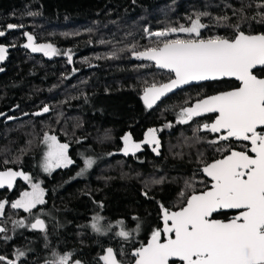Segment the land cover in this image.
Returning <instances> with one entry per match:
<instances>
[{
    "label": "trees",
    "instance_id": "obj_1",
    "mask_svg": "<svg viewBox=\"0 0 264 264\" xmlns=\"http://www.w3.org/2000/svg\"><path fill=\"white\" fill-rule=\"evenodd\" d=\"M258 4L264 0H0V30L6 33L0 46L7 48L0 62V170L34 177L46 201L32 210L45 213L40 217L44 231L14 229L12 221L25 220L28 213L11 209L10 203L28 186L21 180L0 191V201L6 202L0 227L8 230L0 236L11 237L0 239V254L16 260L15 251H24L16 264H50L53 253H71L69 264H100L102 250L111 247L118 261L129 263L131 252L160 227L161 205L178 210L193 190H200L201 161L212 159V148L194 135L197 125L177 123L189 91L174 102L170 96L150 110L143 107L144 88L166 82L169 73L131 62L129 50L136 45L142 51L151 43L145 28L188 25L189 17L201 13L207 14L201 16L207 25L204 38H231L233 28L223 24L240 23L245 33L258 32L264 25ZM241 15L248 19L241 21ZM224 16L229 19L218 24ZM10 24L21 27L9 29ZM24 31L58 54L26 53L20 47ZM45 106L48 113L33 115ZM149 129L156 130L159 154L148 144L135 155L119 153L125 134L139 143ZM45 131L70 144L74 161L51 174L39 167ZM86 158L95 162L78 178ZM5 159L15 162L4 165ZM94 215L101 217L104 234L91 228ZM29 221L34 220L29 217L25 224ZM118 221L130 233L128 240L116 235Z\"/></svg>",
    "mask_w": 264,
    "mask_h": 264
},
{
    "label": "snow or ice",
    "instance_id": "obj_2",
    "mask_svg": "<svg viewBox=\"0 0 264 264\" xmlns=\"http://www.w3.org/2000/svg\"><path fill=\"white\" fill-rule=\"evenodd\" d=\"M264 8V4H258ZM188 18V25L179 24L162 30L151 31L145 28V34L151 43L138 51L133 45L129 50L133 57L151 62L156 69L169 74L166 82H154L144 88L142 99L151 108L161 97L175 89L192 82L217 81L233 78L238 86L232 90L210 96H201L194 104L182 107L177 114V123L187 124L194 117L215 114L210 122L194 130V135L204 131L214 134L210 144L217 145L221 158L204 163L200 171L207 177L201 181L204 190L186 197L179 210H171L161 205L163 227L151 232L146 244H141L131 252L134 264H264V78H258L255 70L264 72V33L246 34L240 23L223 24L227 16L217 18L218 24L232 27L231 38L219 35L204 38L202 29L207 25L201 22V16ZM259 22L264 23V12H258ZM248 18L241 15V21ZM21 27L8 25L9 29ZM0 30V37L5 36ZM183 34L184 38H180ZM27 43L23 44L32 52H43L45 56L57 55L51 44L36 45L33 35L24 33ZM155 38L152 40L151 38ZM7 54V48L0 46V61ZM71 62V55L68 56ZM2 71V69H0ZM50 111L48 106L39 116ZM13 119V117H8ZM155 129H149L143 143L155 145L153 151L159 154L160 141ZM196 139H203L196 135ZM123 155H135L141 150L140 143H133L132 137L125 134L122 138ZM77 143L80 141L77 140ZM41 143L44 146L39 167L44 173L51 174L56 169L65 168L74 163L70 159L69 143H62L56 134L43 133ZM111 155V153H110ZM15 161L5 159L4 165ZM94 159H83V168L77 175H83L94 164ZM24 181L30 190L20 192L19 198L10 203L13 210L22 209L34 222L25 220L12 221L16 227H29L31 230L44 231L45 221L40 217L45 213H33L38 205H44L45 190L40 182L24 171L11 168L0 170V189L12 190L17 179ZM192 188V184L186 185ZM147 197V192L144 193ZM183 196L184 193H181ZM6 202L0 201V217L5 214ZM102 207V205H101ZM228 219H217L216 215H227ZM91 228L100 234L106 230L100 224L101 217L94 215ZM116 235L128 240L130 233L122 228ZM13 229V230H14ZM139 226L137 227V231ZM8 230L0 227V233ZM5 241L11 237L0 236ZM25 255L17 249L16 260ZM72 254L56 255L50 264H69ZM103 264H122L118 261L111 247L99 257ZM16 260L0 254V264H16ZM74 264H81L75 261Z\"/></svg>",
    "mask_w": 264,
    "mask_h": 264
},
{
    "label": "flooded vegetation",
    "instance_id": "obj_3",
    "mask_svg": "<svg viewBox=\"0 0 264 264\" xmlns=\"http://www.w3.org/2000/svg\"><path fill=\"white\" fill-rule=\"evenodd\" d=\"M260 33H264V25H263V27L258 32H253V33H250V34H260ZM246 34H249V33H246ZM180 35H183V34H179V36ZM255 74L257 75L258 78H264V72H261L258 69L255 70ZM170 75L171 74H169V76ZM238 83L239 82L236 81L233 78H223V79L217 80V81H207V82H203V83H200V84L187 86V87H185V88H183L181 90L176 91L174 94H172L170 96H171V98H173V97H176V95H178L182 91H185V90L189 91L191 93V96L190 97H187V99H186L187 101L182 106V107H187L190 104H194L195 101H196V99H198L201 96H205L206 97V96H210V95L217 94L219 92L232 90L233 88H235L236 86H238ZM170 96H168L167 98H169ZM172 100H173V102L175 101L174 98ZM214 115L215 114H207V115L202 116V117H196V118H193V120H191L189 122L192 123V124H195V125H197V127H199V126H202L204 123L210 122L209 117H213L214 118ZM199 134L201 135V137H203L204 141L207 142L208 145L212 148V150H211L212 151V153H211V158L212 159L210 161L206 162V163H210L214 159L221 158V153L216 150L218 146L217 145H214V144H210L208 142L209 139H212L214 137V134L207 133V132H204V131L199 132ZM202 166L200 167V169L202 168ZM200 176H201V181L207 180V177H205L203 175L202 171H200ZM201 181H200V187H199L200 190L196 191V193H199V192H201V191L204 190V184L201 183ZM191 194H193V193H191ZM191 194H189V195H191ZM233 214H234V212L232 210H229V212H228L227 215H216V218L217 219L226 220V219H228ZM160 227H161V225H160ZM131 262H132V258H131V261L128 264H130Z\"/></svg>",
    "mask_w": 264,
    "mask_h": 264
},
{
    "label": "water",
    "instance_id": "obj_4",
    "mask_svg": "<svg viewBox=\"0 0 264 264\" xmlns=\"http://www.w3.org/2000/svg\"><path fill=\"white\" fill-rule=\"evenodd\" d=\"M24 33H28V32L24 31V32L22 33V35H21V38H22V42H21V45H20L21 49H23L26 53L31 54V55H34V56H37V55L41 54V52H32L30 48H29V49H26V48L23 47V44L27 43V38H26V36L24 35ZM29 34H30V33H29ZM31 35H32V34H31ZM34 42H35V44H36L35 38H34ZM36 45H37V44H36ZM130 60H131V62H136V63H141V62H143V63L151 64V65L154 67V69H156L155 66H154L151 62H149V61H141V60H137V59H135V58L133 57L132 54L130 55ZM156 70H158V69H156ZM158 71H162V70H158ZM164 72H165V71H164ZM203 82H207V81L192 82V83H190V84H188V85H183V86H181V87L175 89L173 92L168 93V94H166L165 96L161 97V99L158 100L155 104H153V106H152L151 108H148V107L145 105L144 100L142 99V96H143V94H144V90H143V92L141 93V95H140V97H139V98H140V102H141V104L143 105V107H144L146 110H150V109L154 108L155 106H157L162 100H164V99H166L168 96L174 94L176 91L181 90V89H183V88H185V87H187V86L196 85V84H200V83H203ZM194 118H196V117H194ZM14 171H15V170H14ZM19 181H21V180L18 178L17 181H16V183L19 182ZM16 183H15V185H16ZM15 185H14V186H15ZM13 188H14V187H13ZM3 190H8V189H7V188H5V189H0V191H3ZM178 210H179V209H178ZM33 222H34V221H33ZM160 224H161V228H162V227H163V224H162V216H161V213H160ZM34 231H41V230H39V229H35ZM150 236H151V235H150ZM150 236L147 237V239H146V241H145L144 244L147 243V240L150 238ZM107 248H109V247H106V248H104V249L102 250V253L100 254V256L105 254V250H106ZM130 256H131V254H130ZM131 258H132V262H131L130 264H134V259H135V258L132 257V256H131ZM99 263H100V264H103V261H101V260L99 259ZM122 264H128V263H122Z\"/></svg>",
    "mask_w": 264,
    "mask_h": 264
},
{
    "label": "rangeland",
    "instance_id": "obj_5",
    "mask_svg": "<svg viewBox=\"0 0 264 264\" xmlns=\"http://www.w3.org/2000/svg\"><path fill=\"white\" fill-rule=\"evenodd\" d=\"M180 38H184V36L183 35H180L179 36ZM42 53V55H44V53L43 52H41ZM48 57V56H47ZM0 62H2V61H0ZM134 143V142H133ZM140 144H141V148H142V146L145 144V143H143V142H139ZM42 146H43V144H42ZM148 147H150V149L152 150L153 149V147H155V145H149L148 144ZM123 148V140H122V146H121V148H120V151H119V153L120 154H122L123 155V153H122V151H121V149ZM43 150H44V146H43ZM152 152L153 153H155L156 154V152H154L153 150H152ZM43 156V155H42ZM83 168V167H82ZM81 170V169H80ZM80 170L78 171V173L80 172ZM89 170V169H88ZM87 170V171H88ZM86 171V172H87ZM41 173H44L42 170L40 171ZM86 172L83 174V175H76V177H78V178H83L85 175H86ZM45 174V173H44ZM28 186V185H27ZM26 190H30L29 189V187H27V189ZM24 191V190H23ZM20 195V194H19ZM19 195H18V197H17V199L19 198ZM20 211H23L22 209H19Z\"/></svg>",
    "mask_w": 264,
    "mask_h": 264
}]
</instances>
